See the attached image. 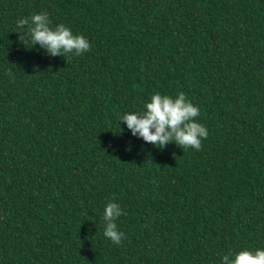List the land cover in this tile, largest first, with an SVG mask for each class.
<instances>
[{
	"label": "trees",
	"instance_id": "1",
	"mask_svg": "<svg viewBox=\"0 0 264 264\" xmlns=\"http://www.w3.org/2000/svg\"><path fill=\"white\" fill-rule=\"evenodd\" d=\"M40 13L90 50L23 45L17 21ZM180 92L208 132L199 151L120 124ZM109 202L120 245L103 235ZM243 250H264V0H0V264H221Z\"/></svg>",
	"mask_w": 264,
	"mask_h": 264
},
{
	"label": "clouds",
	"instance_id": "2",
	"mask_svg": "<svg viewBox=\"0 0 264 264\" xmlns=\"http://www.w3.org/2000/svg\"><path fill=\"white\" fill-rule=\"evenodd\" d=\"M16 28L15 33L23 45L31 44V48L39 45L49 57L81 56L91 48L84 36L73 35L65 25L51 27L47 13L21 18ZM144 108L143 112L126 113L120 117V124H125L133 137L142 138L145 143L160 150L170 143L185 150L201 149L202 140L207 138L208 132L204 125L196 122L200 115L199 108L187 101L183 92L175 98L156 93ZM122 131L120 129V133ZM123 214L118 203L109 202L105 205L103 235L115 245H120L124 238V233L118 230L116 224ZM221 264H264V250L254 253L243 250L235 254L234 258L229 252L221 258Z\"/></svg>",
	"mask_w": 264,
	"mask_h": 264
}]
</instances>
